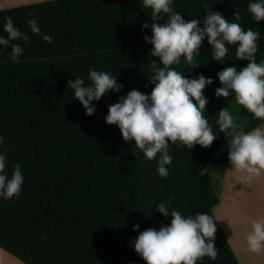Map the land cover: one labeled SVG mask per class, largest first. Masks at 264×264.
I'll return each mask as SVG.
<instances>
[{
	"label": "trees",
	"instance_id": "1",
	"mask_svg": "<svg viewBox=\"0 0 264 264\" xmlns=\"http://www.w3.org/2000/svg\"><path fill=\"white\" fill-rule=\"evenodd\" d=\"M248 2L173 0L172 6L185 20L201 21L212 9L232 21V11L238 10L241 27L259 32L255 56L260 62L264 20L253 19ZM28 13L51 43L31 33ZM5 16L29 39L16 41L24 51L15 63L10 46L0 48V151L6 153L9 172L19 162L24 174L19 197H0V249L24 264H144L130 243L137 235L132 226L139 224L143 231L168 224L170 217L156 212L162 200L170 199V207L184 215L206 212L214 219L211 209L218 194L208 166L223 143L216 114L234 97L231 92L223 98L214 95L216 73L246 65L235 56L236 44H226L225 57L215 62L205 39L194 58L199 66L182 57L171 66L186 76L212 77L202 90L208 98L204 115L218 133L208 147L170 143L172 161L167 177H161L156 172L159 153L146 159L134 141L124 142L119 129L104 122L108 105L118 96L152 88L150 65L158 57H152V46L143 39L151 35L150 29L141 30L143 23H151V9L143 0H47L0 9V35L6 36ZM91 67L116 75L123 87L94 101L95 112L88 116L66 85L75 77L87 83ZM21 85L31 91L7 95ZM260 122L253 118L237 131ZM214 244L216 258L204 256L196 264H238L217 222Z\"/></svg>",
	"mask_w": 264,
	"mask_h": 264
},
{
	"label": "clouds",
	"instance_id": "2",
	"mask_svg": "<svg viewBox=\"0 0 264 264\" xmlns=\"http://www.w3.org/2000/svg\"><path fill=\"white\" fill-rule=\"evenodd\" d=\"M143 4L151 9V23L146 21L141 25V30L150 29L151 35L143 39L152 46V57H158V61L153 59L150 65L152 88L148 93L133 88L126 95L118 96L115 103L108 105L104 122L115 125L124 142L134 141L146 159L152 160L159 153L156 172L167 177V165L172 161L170 143L180 142L191 149L194 145L208 147L218 133L204 115L208 98L202 90L212 84V77L202 73L186 76L171 66L179 65L181 57L186 63L199 66L194 64V58L198 57L205 39L215 62L225 57L226 44H236V58L247 63L239 69L235 66L221 68L216 73L219 87L215 88L214 95L223 98L231 92L236 103L255 120L264 121V60L257 62L255 56L259 32L241 27L237 22L238 10L232 11V21L213 9L202 21L200 18L185 20L181 12L173 8V0H143ZM247 11L256 22L264 20V0H249ZM28 16L31 18L26 19V23L31 33L51 43L52 37L42 33L31 13ZM2 31L6 36L0 35V48L10 46V60L15 63L24 51L22 43L16 41L27 43L28 34L16 27L11 16L4 17ZM87 79L86 83L83 77H75L68 80L66 86L72 90L85 115L91 116L95 112L93 102L110 91L118 93L123 84L117 81L116 75L94 67L89 68ZM216 116L220 132L227 131V137H231L227 153L231 165L251 173L264 169V125L234 131L236 124L229 108L223 106ZM3 143L4 137L0 136V145ZM23 182L20 163L13 164L9 172L6 153L0 151V197H19ZM170 205V199L162 200L156 211L170 217L168 224L143 231H139V224L132 226L137 232L130 242L134 252L144 264H196L204 256L214 260L219 252L214 244V219L206 212L184 215ZM246 243L252 252L264 250V219L251 223Z\"/></svg>",
	"mask_w": 264,
	"mask_h": 264
},
{
	"label": "crops",
	"instance_id": "3",
	"mask_svg": "<svg viewBox=\"0 0 264 264\" xmlns=\"http://www.w3.org/2000/svg\"><path fill=\"white\" fill-rule=\"evenodd\" d=\"M41 1L47 0L1 1L0 9ZM228 108L236 124L234 131L240 130L253 119L251 114L244 115V111L239 110L234 97ZM262 125L264 121L256 126ZM227 135V131L223 132V143L208 166L209 172L212 167V173L209 174L218 194V202L211 211L238 264H264V250L252 252L246 243L251 223L256 219H264V169L251 173L232 166L227 158L231 139ZM0 264L24 263L0 249Z\"/></svg>",
	"mask_w": 264,
	"mask_h": 264
},
{
	"label": "rangeland",
	"instance_id": "4",
	"mask_svg": "<svg viewBox=\"0 0 264 264\" xmlns=\"http://www.w3.org/2000/svg\"><path fill=\"white\" fill-rule=\"evenodd\" d=\"M6 1V0H5ZM9 1V0H7ZM11 1V0H10ZM31 90L29 89V87L25 86V85H21L20 87L16 88V89H9L7 91V95L11 96V95H21V94H28ZM239 110H243V114L244 115H250V113H248L245 109L242 108L241 105L237 104ZM210 172L212 173V167H211V170Z\"/></svg>",
	"mask_w": 264,
	"mask_h": 264
},
{
	"label": "bare ground",
	"instance_id": "5",
	"mask_svg": "<svg viewBox=\"0 0 264 264\" xmlns=\"http://www.w3.org/2000/svg\"><path fill=\"white\" fill-rule=\"evenodd\" d=\"M1 1L4 2L5 0H0V2H1ZM6 1H7V0H6ZM9 1H10V0H9Z\"/></svg>",
	"mask_w": 264,
	"mask_h": 264
}]
</instances>
